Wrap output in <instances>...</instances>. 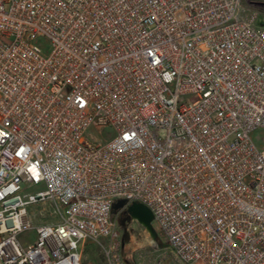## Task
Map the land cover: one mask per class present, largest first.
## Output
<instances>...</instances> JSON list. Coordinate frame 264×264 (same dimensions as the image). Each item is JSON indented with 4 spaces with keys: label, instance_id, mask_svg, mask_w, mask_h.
<instances>
[{
    "label": "built area",
    "instance_id": "obj_1",
    "mask_svg": "<svg viewBox=\"0 0 264 264\" xmlns=\"http://www.w3.org/2000/svg\"><path fill=\"white\" fill-rule=\"evenodd\" d=\"M259 15L245 0H0V264H83L89 241L133 264L118 233L133 202L166 243L153 264H264Z\"/></svg>",
    "mask_w": 264,
    "mask_h": 264
},
{
    "label": "rangeland",
    "instance_id": "obj_2",
    "mask_svg": "<svg viewBox=\"0 0 264 264\" xmlns=\"http://www.w3.org/2000/svg\"><path fill=\"white\" fill-rule=\"evenodd\" d=\"M245 3L251 4L252 7L260 12L257 22L259 25L264 26V0H245ZM41 43L45 50L49 47L47 41L42 40ZM98 135L101 134L98 133ZM259 136H264V133L256 131L254 133V138L256 139V141ZM258 144L262 146L264 145V142L259 141ZM39 188L41 187H36L33 189V191H36ZM47 221L48 219L46 218V216L44 214L39 215V212L34 218L35 225ZM126 231L128 232L129 238L128 240L123 241V235ZM118 233L119 239H121V242L124 243L122 254L124 255L125 252L128 254L132 253L133 264H153L165 255L166 243L155 224H152V226L149 228L148 226L138 222L135 219L128 222L126 226H122L119 217ZM28 236H32L34 238L35 231L31 230L24 233L21 237L22 241H24L25 243L28 242L27 240H25ZM147 238L153 240V243H146ZM82 252L83 264H109V259L103 247L93 241L87 242L82 248ZM167 262L168 260L164 259L162 264H167Z\"/></svg>",
    "mask_w": 264,
    "mask_h": 264
},
{
    "label": "water",
    "instance_id": "obj_3",
    "mask_svg": "<svg viewBox=\"0 0 264 264\" xmlns=\"http://www.w3.org/2000/svg\"><path fill=\"white\" fill-rule=\"evenodd\" d=\"M125 203V200H119L114 204V212L117 211V209ZM128 216L125 219L120 220V223L122 226H126V221L131 220L134 217H138L140 220H142L144 223L147 224V226L150 228L152 226L153 222V213L152 211L143 203L140 202H133L128 206L127 209ZM128 232L126 231L123 235V241L128 240Z\"/></svg>",
    "mask_w": 264,
    "mask_h": 264
},
{
    "label": "bare ground",
    "instance_id": "obj_4",
    "mask_svg": "<svg viewBox=\"0 0 264 264\" xmlns=\"http://www.w3.org/2000/svg\"><path fill=\"white\" fill-rule=\"evenodd\" d=\"M134 218H135L138 222H140V223H142V224H144V225L147 226V224L144 223L142 220H140L138 217H134ZM145 242H146V241H145ZM146 243H148V244H152V243H153V240L147 238V242H146Z\"/></svg>",
    "mask_w": 264,
    "mask_h": 264
},
{
    "label": "flooded vegetation",
    "instance_id": "obj_5",
    "mask_svg": "<svg viewBox=\"0 0 264 264\" xmlns=\"http://www.w3.org/2000/svg\"><path fill=\"white\" fill-rule=\"evenodd\" d=\"M128 216V212H124V213H122L121 215H120V220H122V219H125L126 217ZM131 220H129V221H126V224L128 223V222H130ZM126 228V227H125ZM124 228V229H125Z\"/></svg>",
    "mask_w": 264,
    "mask_h": 264
}]
</instances>
